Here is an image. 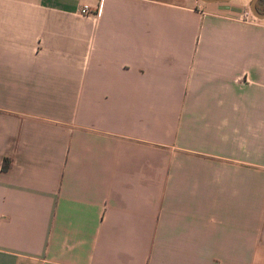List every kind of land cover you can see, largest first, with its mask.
I'll list each match as a JSON object with an SVG mask.
<instances>
[{
  "label": "crops",
  "instance_id": "obj_1",
  "mask_svg": "<svg viewBox=\"0 0 264 264\" xmlns=\"http://www.w3.org/2000/svg\"><path fill=\"white\" fill-rule=\"evenodd\" d=\"M203 2L0 0V264H264V18Z\"/></svg>",
  "mask_w": 264,
  "mask_h": 264
},
{
  "label": "built area",
  "instance_id": "obj_2",
  "mask_svg": "<svg viewBox=\"0 0 264 264\" xmlns=\"http://www.w3.org/2000/svg\"><path fill=\"white\" fill-rule=\"evenodd\" d=\"M80 12L82 14H90V7L88 4H84ZM231 18L240 20L247 23H257L259 18L253 13L250 4L243 5L234 15H229Z\"/></svg>",
  "mask_w": 264,
  "mask_h": 264
},
{
  "label": "water",
  "instance_id": "obj_3",
  "mask_svg": "<svg viewBox=\"0 0 264 264\" xmlns=\"http://www.w3.org/2000/svg\"><path fill=\"white\" fill-rule=\"evenodd\" d=\"M203 1L213 2V1H226V0H203ZM250 7H251L253 13L258 18H264V12H260L259 9L257 8V0H251Z\"/></svg>",
  "mask_w": 264,
  "mask_h": 264
},
{
  "label": "trees",
  "instance_id": "obj_4",
  "mask_svg": "<svg viewBox=\"0 0 264 264\" xmlns=\"http://www.w3.org/2000/svg\"><path fill=\"white\" fill-rule=\"evenodd\" d=\"M257 8L259 9L260 12H264V0H257ZM3 169L8 167V163L5 161L3 164Z\"/></svg>",
  "mask_w": 264,
  "mask_h": 264
},
{
  "label": "rangeland",
  "instance_id": "obj_5",
  "mask_svg": "<svg viewBox=\"0 0 264 264\" xmlns=\"http://www.w3.org/2000/svg\"><path fill=\"white\" fill-rule=\"evenodd\" d=\"M198 3L201 5H203L204 4V2H203V0H198Z\"/></svg>",
  "mask_w": 264,
  "mask_h": 264
}]
</instances>
